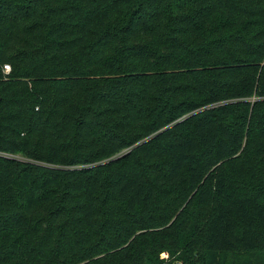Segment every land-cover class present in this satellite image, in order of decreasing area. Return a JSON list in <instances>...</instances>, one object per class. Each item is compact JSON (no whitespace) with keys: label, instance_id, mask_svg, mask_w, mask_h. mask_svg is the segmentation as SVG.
<instances>
[{"label":"trees","instance_id":"16d2710c","mask_svg":"<svg viewBox=\"0 0 264 264\" xmlns=\"http://www.w3.org/2000/svg\"><path fill=\"white\" fill-rule=\"evenodd\" d=\"M0 63V264H264V0H0Z\"/></svg>","mask_w":264,"mask_h":264},{"label":"built area","instance_id":"2783aa9c","mask_svg":"<svg viewBox=\"0 0 264 264\" xmlns=\"http://www.w3.org/2000/svg\"><path fill=\"white\" fill-rule=\"evenodd\" d=\"M11 71V66L9 63H0V72L3 76H6Z\"/></svg>","mask_w":264,"mask_h":264},{"label":"rangeland","instance_id":"374dc122","mask_svg":"<svg viewBox=\"0 0 264 264\" xmlns=\"http://www.w3.org/2000/svg\"><path fill=\"white\" fill-rule=\"evenodd\" d=\"M18 159L24 161V159L21 158V157H18ZM161 257H162V258H168V253H166V252L161 253ZM173 264H182V263H181V261H176V260H174V263H173Z\"/></svg>","mask_w":264,"mask_h":264}]
</instances>
